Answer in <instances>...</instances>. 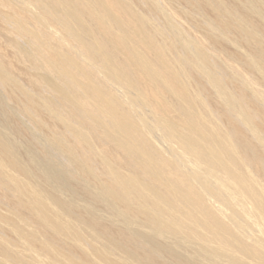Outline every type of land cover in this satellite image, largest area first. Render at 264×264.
<instances>
[{"label": "bare ground", "instance_id": "6f19581e", "mask_svg": "<svg viewBox=\"0 0 264 264\" xmlns=\"http://www.w3.org/2000/svg\"><path fill=\"white\" fill-rule=\"evenodd\" d=\"M0 264H264V0H0Z\"/></svg>", "mask_w": 264, "mask_h": 264}]
</instances>
